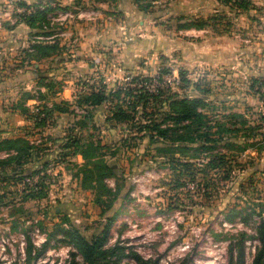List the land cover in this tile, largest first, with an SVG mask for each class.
<instances>
[{
    "label": "rangeland",
    "instance_id": "1",
    "mask_svg": "<svg viewBox=\"0 0 264 264\" xmlns=\"http://www.w3.org/2000/svg\"><path fill=\"white\" fill-rule=\"evenodd\" d=\"M217 1L220 7L212 4L208 22L178 19L177 0L144 2L143 7L151 5L146 11L152 15L149 23L163 36L161 48L138 58L137 70L120 72L115 66L104 73L96 68L69 70L65 63L80 62L68 52L75 46L73 38H49L73 26L72 18L63 25L56 20L67 7L56 6L47 20L30 26L29 11L35 5H0V140L21 137L31 146L21 162L10 156L14 152H0L9 165L0 173V264H82L78 252L54 232L71 223L91 240L102 235L109 219L108 247L121 243L145 260L236 264L244 248V264H252L249 242L258 240L257 227L264 218V151H257L264 148V128L255 130L264 107L253 83L264 75L252 77L251 62L243 68L224 64L187 70L181 50L172 46L177 35L183 41L191 38L185 29L204 25L213 35H241L239 16L249 11L257 15L251 0L246 11ZM11 31L18 32L14 38ZM57 39L66 45L60 47ZM150 39L139 37L148 43ZM237 40L244 43L240 36ZM110 52L102 62H121ZM256 58L253 63L263 67L264 57ZM86 63L96 65L97 60ZM181 71L206 93L228 101L229 111L206 112L213 120L244 116L247 128L233 140L240 149L193 154L166 142L151 146L134 138L137 129L145 130L142 107L135 122L117 123L109 120L114 103H83L84 97L101 90L107 98L118 89L136 95L143 86L151 94L167 87L176 90ZM54 105L66 112L53 111ZM151 109L146 112L150 119L162 122L166 110L154 108L151 117ZM36 114L47 115L43 125L35 122ZM220 154L227 157L225 165L212 170L210 161ZM225 169L234 170L230 181ZM255 245L257 252L260 244Z\"/></svg>",
    "mask_w": 264,
    "mask_h": 264
},
{
    "label": "trees",
    "instance_id": "2",
    "mask_svg": "<svg viewBox=\"0 0 264 264\" xmlns=\"http://www.w3.org/2000/svg\"><path fill=\"white\" fill-rule=\"evenodd\" d=\"M151 0H135V3L143 10L148 11L151 5H145L144 2ZM221 3L236 7L238 10L246 11L251 5L249 0H219ZM21 5H24L21 3ZM40 4H36L38 7ZM28 8L31 6H27ZM53 11L52 7H45L44 9H36L35 12L30 13L27 23L30 26H36L43 23L48 19V15ZM207 25H204L205 27ZM51 35V33H50ZM49 35V36H50ZM48 55L46 57H51ZM256 82V81H255ZM253 83V89L260 95V100L264 107V80L258 79L256 83ZM53 84V83H52ZM258 84V86H257ZM50 85H46L49 87ZM51 87V86H50ZM144 88V86L142 87ZM139 89V94L132 95L123 92L122 89L117 91H111L109 98L106 97V92L96 91L84 97V104L98 107L103 103H114L115 107L112 110V117L109 119L117 123H133L139 107L143 108V115L146 120V124L143 127L137 129L134 133V138H141L147 141L149 145L153 146L162 143H170L176 147L185 151H191L194 153L207 154L217 150V148H225L229 152H235L236 149H240L239 145L233 142L240 138L242 128H247V122L244 120L243 115L232 114L228 116H221L219 120H213L206 112L217 113L228 110V101L212 96L210 93H206L200 84L192 81L185 71L180 72L179 83L176 90L170 87L158 89L156 94L148 93L144 89ZM137 91V90H135ZM137 91V92H138ZM210 92V91H209ZM126 96V97H123ZM129 95V96H128ZM128 97V98H127ZM131 98V99H130ZM112 100V101H111ZM114 101V102H113ZM132 101V102H131ZM53 111L64 113L66 110L59 105H54ZM153 106V107H152ZM151 109V117L154 115V111L166 110L161 116L165 117L162 122L153 121L150 119V115L146 112ZM52 112V111H51ZM216 114V113H215ZM46 118H41L40 115H35V122L38 126L43 125L46 122ZM224 120V122H222ZM170 122V123H169ZM137 124V123H136ZM171 124V125H168ZM258 133L264 128V112L260 113L258 124L256 125ZM248 130V129H247ZM254 131V130H253ZM248 132V131H246ZM31 146L29 141L24 138H10L0 140V152H14L15 155H10L13 159L21 162L23 153L28 155ZM258 152H263L264 148H257ZM87 157H85L86 159ZM234 158V157H232ZM227 157L223 155H215L210 161V167L212 170L217 171L221 166L225 165L224 161ZM6 166H9L7 162L0 158V173L4 171ZM190 166V165H187ZM232 166L229 167V169ZM225 169V179L230 181L233 176V169L228 172ZM215 190V187L214 189ZM233 220V219H229ZM112 225V219H109V225L105 228L100 237L94 239H88L83 236L82 233L76 228L75 225H68L69 228L57 227L54 232V236H62L67 243L75 249L82 257V264H129L130 260H133L135 264H158L152 260H145L140 255L128 251L129 248L118 243L114 246L108 247L110 240V227ZM257 239L260 243V248L257 250L252 264H264V218L262 217L257 227ZM245 252L244 248L240 249L238 254V260L236 264H244ZM70 264H77L72 262ZM234 264V263H231Z\"/></svg>",
    "mask_w": 264,
    "mask_h": 264
},
{
    "label": "crops",
    "instance_id": "3",
    "mask_svg": "<svg viewBox=\"0 0 264 264\" xmlns=\"http://www.w3.org/2000/svg\"><path fill=\"white\" fill-rule=\"evenodd\" d=\"M251 1L257 8V15L254 16L249 11L239 16L242 23L239 27L243 26L242 34L245 35L237 34L235 37L220 33L213 35L211 27L205 26L200 29L193 27L185 29L186 36L191 37L187 41H183L178 35L173 38L172 46L181 50L182 62L187 70L224 64H234L243 68L245 63L251 62V76L264 75V65L261 67L253 63L257 60L258 54L264 57V0ZM14 2H21L27 6L48 2L68 8L66 12L58 15L56 20L63 25L64 20L72 18L73 21L70 22H73V26L70 31L49 38H73L75 46L73 48L71 46L73 50L68 49V52L80 62L65 63L69 70L78 69L88 72L96 68L98 71L103 70L104 73L112 71L115 66L119 67L117 70L120 72L137 70L139 69V65L135 63L137 59L149 50L158 52L163 44V36L158 34V28H154L153 24L149 23L152 15L143 11L135 0H0V5ZM212 4L215 8L220 7L217 0H177L176 12L180 15L178 19L184 17L190 22L200 17L208 22L210 16L207 15L212 10ZM193 9H199L197 13L201 12L193 13ZM247 21L251 22L248 24ZM11 33L14 38L18 32L11 31ZM143 36L151 38L150 42L140 41L139 37ZM237 36H240L244 43H238ZM57 41L62 48L66 45L62 43L63 39ZM106 51H112L109 54L118 57L121 62H102ZM90 59L97 60V66L86 63Z\"/></svg>",
    "mask_w": 264,
    "mask_h": 264
},
{
    "label": "built area",
    "instance_id": "4",
    "mask_svg": "<svg viewBox=\"0 0 264 264\" xmlns=\"http://www.w3.org/2000/svg\"><path fill=\"white\" fill-rule=\"evenodd\" d=\"M45 7L55 8L56 6L54 4H51V3H48V2H42V3H40V5H38V7L31 8L29 12L33 13V12H35L36 9H38V8L39 9H44ZM128 80H130V79L128 78ZM175 83L178 84L179 80H176ZM142 84L143 83H140V84H138V86L140 87V86H142ZM256 243L260 244L258 240H256L254 242V245H253V242H249V246L250 247L252 246L253 259H254L255 255H256V248H257L256 245H255ZM252 263H253V260H252ZM160 264H169V261H167V259H163V260H161Z\"/></svg>",
    "mask_w": 264,
    "mask_h": 264
}]
</instances>
